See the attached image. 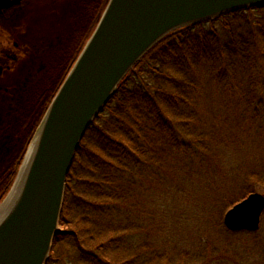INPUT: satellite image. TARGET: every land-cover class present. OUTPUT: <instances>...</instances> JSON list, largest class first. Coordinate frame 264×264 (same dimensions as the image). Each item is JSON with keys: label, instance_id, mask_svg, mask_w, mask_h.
<instances>
[{"label": "trees", "instance_id": "16d2710c", "mask_svg": "<svg viewBox=\"0 0 264 264\" xmlns=\"http://www.w3.org/2000/svg\"><path fill=\"white\" fill-rule=\"evenodd\" d=\"M263 122L264 6L167 36L134 66L88 129L67 180L64 229L47 264L64 258L73 264H186L172 246L173 199L178 204L184 195L199 210L205 196L184 189L192 181L211 187L228 176L223 141L236 129L262 132ZM203 163L221 173L201 177ZM179 172L183 183L172 184L176 195L157 190V214L142 205L151 197L146 184L153 176L161 190L170 187L169 178L178 181ZM247 178L240 185L246 195L253 184L264 186L256 173ZM206 197L205 205L220 199ZM219 201L231 204V197Z\"/></svg>", "mask_w": 264, "mask_h": 264}, {"label": "water", "instance_id": "95a60500", "mask_svg": "<svg viewBox=\"0 0 264 264\" xmlns=\"http://www.w3.org/2000/svg\"><path fill=\"white\" fill-rule=\"evenodd\" d=\"M21 2L0 0V15ZM257 6L264 0L109 1L47 109L7 196L36 140L23 184L0 222V264H47L61 231L67 179L78 149L134 66L172 33ZM263 213L264 194L253 192L226 212L224 225L233 232H254Z\"/></svg>", "mask_w": 264, "mask_h": 264}, {"label": "rangeland", "instance_id": "374dc122", "mask_svg": "<svg viewBox=\"0 0 264 264\" xmlns=\"http://www.w3.org/2000/svg\"><path fill=\"white\" fill-rule=\"evenodd\" d=\"M109 1L28 0L21 7L8 11L0 20V31H4V37L0 35V43L2 44L0 52L4 54L8 50L13 51L12 43L18 42L23 47L25 45L30 47L31 45L32 54L19 53L21 64H14L13 70L11 69L0 75V82L8 87L16 85L20 80V78L17 79L18 76L28 74L27 68L32 64L34 70L43 71L47 74L48 81L43 82V85L47 84V87H49V95L47 96V98L49 97L47 108H49L53 97L60 89L98 26ZM2 56L5 57V55ZM62 70L65 72L63 80H61ZM35 78L36 76H34ZM34 79L31 84H33ZM24 84V86L29 85L26 82ZM21 89L24 90V88ZM11 95L12 93L0 91V181L4 180H1L3 173L5 176L11 174L6 188L1 186L0 205L7 198L16 181L29 144L36 135L47 110L45 109L41 116V106L36 105L40 104V98L32 96L31 85L28 86L26 92H21L15 97ZM223 108L224 105L220 106L222 112ZM27 119L32 120L33 134L29 142L24 145L23 142L19 143L17 134ZM262 125L264 126V122L259 127ZM258 130L254 129L253 132L247 134L238 129L233 130L231 133L234 134L229 136L231 140H226L227 137L224 136V131H220L219 136L225 139L223 141L225 149L221 148L224 152L225 150L227 152V157H224V159L229 169V175L216 179L211 187L205 185L201 189L196 187L197 182L192 181L193 187L188 186L187 190L184 189L194 196H205L199 210L197 206L193 207L191 202H187L184 195L182 196L184 200L182 202L180 200L178 204L173 199L170 216L174 225L172 229L174 235L173 242H171L174 252L177 251L178 255H183L181 260L184 263L264 264V214L261 218L259 230L256 232L233 234L225 227L223 220L224 215L232 208L233 203L240 202L248 196L246 195L248 193L240 188L241 182L248 179L247 176L252 173L264 177V130L262 132ZM228 141H233L229 148L225 146ZM200 168L201 177L204 174L207 175L208 172L217 171L216 177L221 173L218 167L211 166L209 163L201 164ZM182 173L184 174V172H179L176 175L178 181H175L172 177L169 178L170 187H167V189L162 187L161 190L156 177L153 176L151 181L153 184H146V188L151 186L148 191L151 197H147L142 205L151 206L154 211L157 210V214L160 205L157 190L166 193L174 191L172 184L177 186L178 183H183ZM253 185L255 189L252 190V193L264 194V186ZM173 194L176 195L172 192L171 195ZM145 195L147 194L145 193ZM206 196H209V200L211 198L212 202H215L216 198L221 200L231 197V202H228L231 204L217 200L214 204L205 205ZM207 208L212 209L207 210ZM175 212L180 217L176 221H174ZM60 227L61 230L64 229L62 224ZM67 252L69 253L67 250L66 252L61 251L66 256L68 255ZM60 264L73 263L64 258Z\"/></svg>", "mask_w": 264, "mask_h": 264}, {"label": "flooded vegetation", "instance_id": "af4514ba", "mask_svg": "<svg viewBox=\"0 0 264 264\" xmlns=\"http://www.w3.org/2000/svg\"><path fill=\"white\" fill-rule=\"evenodd\" d=\"M26 1H28V0H24L19 5L14 6L11 9L4 11L0 15V20L8 11L21 7L23 5V3H25ZM0 35L2 37H4V31H0ZM5 38H6V34H5ZM12 45L14 47L13 51L8 50L4 54H2L0 52V75H3L6 71H10L11 69L13 70L14 64L15 65L18 63L21 64V62H20L21 59L19 58V53L26 52L27 55L32 54L31 45H30V47H27L26 45H25V47H23L21 45V43H18V42H13ZM1 46H2V44L0 43V47ZM2 55H5V57H3ZM71 64H72V62H71ZM27 72H28V74H26V75L20 74L17 78V79L20 78V80L18 81V83L16 85H13L12 87H8L4 83L0 82V91H4L5 93H12L11 96L15 97L21 92H26L28 86L31 85V90H33L32 96H37L40 98L39 99L40 104H36V105L41 106L42 111L40 114L42 116L44 110L47 109L48 103H49V100H48L49 97L47 98V96L49 95V93H48L49 87H47V84L43 85V82L48 81L47 74L44 73L43 71L34 70L32 64L27 68ZM34 76H36L35 79H34ZM64 76H65V72H64V70H62L61 80L64 79ZM29 77H30V79H29ZM33 79H34V82H33V84H31ZM24 82H26V84H29V85L24 86L25 85ZM21 88H24V90L22 91ZM31 122H32V120H29V119L25 120L24 124L21 126L20 130L18 131L17 138L19 140V143L23 142V144L25 145L29 142V140L33 134ZM14 170H15V167H14ZM10 175L6 174V176H5V174L3 173V178L1 180H3V179L4 180L2 182L0 181V189H1V186L6 188L8 182L10 180V177H11Z\"/></svg>", "mask_w": 264, "mask_h": 264}, {"label": "bare ground", "instance_id": "6f19581e", "mask_svg": "<svg viewBox=\"0 0 264 264\" xmlns=\"http://www.w3.org/2000/svg\"><path fill=\"white\" fill-rule=\"evenodd\" d=\"M35 148H36V140L33 141L32 145H31V147H30V149L28 151V155H27V157L25 159V163H24V166L22 167V171L20 173V176L18 177L17 184H16V187H15V190L13 191V194L10 195L6 199V201L4 202V204L2 206H0V222L3 220L2 218L7 213V210L9 209L10 203L15 198L16 193L19 192V189H20V187L23 184V181L25 179L29 163H30V161L33 158L32 156H33V153L35 151Z\"/></svg>", "mask_w": 264, "mask_h": 264}]
</instances>
